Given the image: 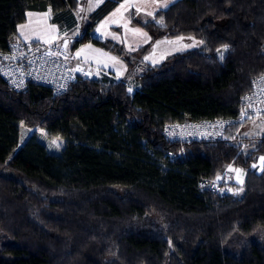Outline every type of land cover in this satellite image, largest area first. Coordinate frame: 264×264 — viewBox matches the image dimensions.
I'll return each instance as SVG.
<instances>
[{"label": "trees", "instance_id": "16d2710c", "mask_svg": "<svg viewBox=\"0 0 264 264\" xmlns=\"http://www.w3.org/2000/svg\"><path fill=\"white\" fill-rule=\"evenodd\" d=\"M85 1L0 0V52L28 11H47L64 29ZM122 1L90 12L71 47L116 53L124 78L102 71L55 94L39 83L14 90L0 75V264H264V243L251 238L264 227V168L253 167L264 136L238 135L250 119L222 139L165 132L238 115L264 74V0H176L134 18L151 36L134 50L94 32ZM183 35L202 43L145 60L156 40ZM22 125L62 136L64 148L51 152L36 133L23 142ZM235 168L242 195L200 189L201 177Z\"/></svg>", "mask_w": 264, "mask_h": 264}, {"label": "built area", "instance_id": "2783aa9c", "mask_svg": "<svg viewBox=\"0 0 264 264\" xmlns=\"http://www.w3.org/2000/svg\"><path fill=\"white\" fill-rule=\"evenodd\" d=\"M93 67L79 60L75 50L67 42L56 40L11 41L8 50L0 52V75L14 90H25L31 83L49 86L55 94L64 92L79 77L93 76ZM264 115V74L255 78L253 88L243 97L236 117L173 123L165 132L173 138H225L226 129L232 124ZM201 190L226 196H239L243 186L232 173L220 174L214 178L201 177Z\"/></svg>", "mask_w": 264, "mask_h": 264}, {"label": "crops", "instance_id": "0c3cea01", "mask_svg": "<svg viewBox=\"0 0 264 264\" xmlns=\"http://www.w3.org/2000/svg\"><path fill=\"white\" fill-rule=\"evenodd\" d=\"M103 1L104 0H100L97 7H99ZM174 1L176 0H124L97 24L94 32L96 34L104 35L118 43H123L129 49L134 50L148 43L151 40L150 34L148 33L149 35L143 37V44L133 47V45H131L132 41L126 40L124 37H122L123 35H119V33H121V28H123V25H120V23L130 27V29L133 31L137 30L135 28L139 25L134 22V18H138L142 21L150 20L159 9L167 8ZM137 9H139V11H137ZM77 12L78 11L74 13V25L66 26L64 29H62L58 23L53 22L50 19L47 11L30 10L27 14V20L18 26L17 38L25 40L69 41L68 38L65 37L67 36V33H69L70 30L76 28L77 25H81L80 17L78 18ZM142 13L148 15L149 18L147 20L143 18ZM148 13H152V15H149ZM77 35L75 38L79 37ZM164 39L166 38L156 40L153 43L150 52L145 57L147 62L152 63L149 59L155 48H157L158 53L168 49V47H164L165 45L160 43L161 40ZM73 40L74 38L72 41ZM75 53L78 59L84 61V63L87 65H90L101 71L112 72L118 79L124 78L128 72L127 63L121 56L91 42L82 43L75 50ZM152 59H155V57H152ZM259 161L261 160L259 159ZM236 169L240 170L238 173L242 176L241 180L244 181V171L240 168H235L232 170L237 172Z\"/></svg>", "mask_w": 264, "mask_h": 264}, {"label": "rangeland", "instance_id": "374dc122", "mask_svg": "<svg viewBox=\"0 0 264 264\" xmlns=\"http://www.w3.org/2000/svg\"><path fill=\"white\" fill-rule=\"evenodd\" d=\"M100 0H86L83 5H81L80 10L77 12L78 18L80 17L81 25H77L76 28L70 30L69 33H67L66 38H68L69 41H66L67 44H72V39L77 36H81L83 33V23L85 18L89 15L90 12L94 8L97 7ZM143 18L146 20L149 18L148 15L142 13ZM120 25H123V28H121V33H119L120 36L124 37L126 40L132 41L133 47H137L140 44H143V37L146 35H149L148 32L143 29L140 26H137L135 29L137 30H131L130 27L125 26L123 23H120ZM139 31V32H138ZM65 39V38H64ZM71 39V41H70ZM141 40V41H140ZM60 42H65V40H61ZM162 44H164V47H168L167 50H164L162 52H157V48L153 50L150 56V61L153 64H159L160 62L167 59L168 56L171 54H174L176 52L184 51L190 48L197 47L201 45L202 41L194 36H178L175 38H166L164 40H161ZM152 57L155 59H152ZM141 69H139L140 71ZM93 76L91 77H98L102 75V71L93 67ZM132 88H134L132 86ZM36 133L38 138L44 142L48 149L51 152H60L66 143V139L59 135H49L47 130L40 127H34L30 128L25 125H22V141L24 142L31 134ZM240 137H249V138H259L261 136H264V115L256 117L254 119H250L247 122L243 123L239 134ZM53 141H56V143H53ZM258 167L259 171H262L264 168V162L259 161V163L256 165ZM229 173H232L233 178L238 181L241 185H243V182L241 180V175L238 172H235V170L229 169L227 170ZM251 238L258 240L259 242L264 243V227L258 228L252 235Z\"/></svg>", "mask_w": 264, "mask_h": 264}, {"label": "snow or ice", "instance_id": "6c2138e0", "mask_svg": "<svg viewBox=\"0 0 264 264\" xmlns=\"http://www.w3.org/2000/svg\"><path fill=\"white\" fill-rule=\"evenodd\" d=\"M166 6V5H165ZM137 11H139V9H137ZM149 15H152V13H148ZM227 45H224V48L227 49ZM219 51V50H218ZM129 91H131V89H129ZM53 143H56V141H53ZM260 160L262 162H264V157H260ZM253 167H256V165H253ZM237 172H239L240 170L239 169H236Z\"/></svg>", "mask_w": 264, "mask_h": 264}]
</instances>
